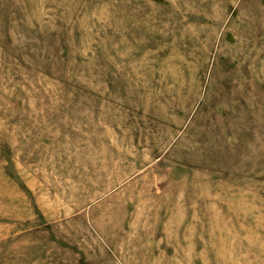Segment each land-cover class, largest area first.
<instances>
[{"label": "rangeland", "instance_id": "rangeland-1", "mask_svg": "<svg viewBox=\"0 0 264 264\" xmlns=\"http://www.w3.org/2000/svg\"><path fill=\"white\" fill-rule=\"evenodd\" d=\"M0 264H264V0H0Z\"/></svg>", "mask_w": 264, "mask_h": 264}]
</instances>
